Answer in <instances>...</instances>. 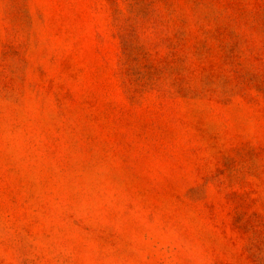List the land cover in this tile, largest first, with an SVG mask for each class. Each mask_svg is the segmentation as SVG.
<instances>
[{"label":"rangeland","instance_id":"374dc122","mask_svg":"<svg viewBox=\"0 0 264 264\" xmlns=\"http://www.w3.org/2000/svg\"><path fill=\"white\" fill-rule=\"evenodd\" d=\"M0 264H264V0H0Z\"/></svg>","mask_w":264,"mask_h":264}]
</instances>
